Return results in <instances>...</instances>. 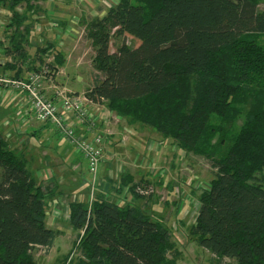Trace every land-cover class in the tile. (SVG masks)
Wrapping results in <instances>:
<instances>
[{
	"label": "trees",
	"instance_id": "1",
	"mask_svg": "<svg viewBox=\"0 0 264 264\" xmlns=\"http://www.w3.org/2000/svg\"><path fill=\"white\" fill-rule=\"evenodd\" d=\"M112 1L102 17L76 20L93 50L92 84L79 94L56 79L66 60L65 42L58 46L56 32L60 36L68 20H59L60 30L52 34L48 1H39L48 25L38 28L37 0H0V79L38 74L43 100L57 105L58 112V92L83 96L93 127L99 111L90 105L97 103L107 118L151 127L187 154L205 159L214 177L198 195L189 234L215 264H264V0ZM126 35L137 45L122 42L111 52V39ZM3 86L23 93L32 118L51 125L31 110L24 90ZM17 117L1 120L24 138L18 147L0 130V264H39L36 249L48 254L63 233L48 221L56 219L51 205L61 192L34 175L22 150L33 132L23 129L25 117ZM88 117L75 120L88 124ZM118 183L113 181L110 191L131 194L122 204L98 183L89 201L66 202L65 214L77 235L56 264H178L170 229L145 211L149 196L135 191L151 182L135 181L126 169Z\"/></svg>",
	"mask_w": 264,
	"mask_h": 264
},
{
	"label": "rangeland",
	"instance_id": "2",
	"mask_svg": "<svg viewBox=\"0 0 264 264\" xmlns=\"http://www.w3.org/2000/svg\"><path fill=\"white\" fill-rule=\"evenodd\" d=\"M47 1H49L50 7L52 6V9L56 11L51 18L55 21V24L58 19H60L59 15L57 14L59 13L57 12L58 8L69 11V14H72L70 15V19L76 22V20L79 18L81 20L83 16H102L104 15L102 11L105 9L107 11V9L115 3L112 0H40V3L45 4ZM37 8L38 10L35 13L36 16L34 17L38 19V22H34V24L38 28L46 26L48 24V21H46V18L40 14L41 6L38 4V6L34 7V9ZM45 35L46 37L51 38L50 31H47ZM34 39L39 40L41 38ZM46 41L48 40L45 38V42ZM122 42L127 43L130 46H135L139 41L130 35H126L124 37H113L109 45V50L111 52L116 51L117 46ZM64 45L66 46V48H69L70 46L66 44ZM71 45L72 53L70 60L77 61V65L79 67H71L70 69H68L65 66L66 74L64 75L63 80L65 81V84L68 87L78 91H84L92 84V75H90L89 77V74L92 70L91 59L93 50L91 49L90 42L83 38V27L82 33L78 40L77 47L74 46L75 42ZM57 81H59V79H57ZM3 114L7 116L8 119L14 118L9 121L17 120L15 119L16 113H14V109H10L6 113L0 111V116H3ZM52 121L53 122L50 123V126L56 127L55 125H58L57 121L54 119H52ZM71 121L75 122V117L72 118ZM90 124L91 123L89 122L87 124V127H89ZM124 127L125 126H123L122 128ZM129 127L131 128L133 127V125ZM3 128L5 127L0 124L1 131H3ZM73 128L74 131H76L79 135H83L84 138H88L86 133L78 131L75 126H73ZM133 129L134 130H132L131 128V131H133L134 133L130 135L133 138L130 139L128 144L129 148L134 149V152L137 155H132L133 158L128 159L124 158L125 156L123 155L115 154L113 156L118 161H120L121 157L126 159L124 162V170H126L127 167H131V165H129L130 161L132 162V165L136 163L134 167L135 174H137L136 166L139 167V165L143 162V159H146L144 168H142L141 171L137 174L138 176L141 175L145 177L148 172L147 175L150 179L148 181L151 182L149 183V186H151L154 191L152 194L146 195L149 196L150 204L144 207L145 211L149 214L154 215V219L161 218L162 220H164V223L170 229L172 233V238L176 242V246L179 251V258L177 260L178 264H215L211 259V253L205 248L198 245L194 237L191 236L188 232L189 227L194 223L196 217L195 214L200 204L198 201V195L201 190L209 186V181L214 177V170L210 168L208 162L205 159L198 156H194L192 154H187L186 152L181 150L176 144L171 143L169 139L164 138L162 134L156 132L153 128L143 127ZM125 130L127 131L128 129L125 128ZM44 135V138L46 136L53 135V129L50 128L49 134L46 135L45 132ZM9 136L10 134H8V137ZM23 138L24 137L18 136L17 138L12 137L10 138V141L12 139L14 140L16 146L22 147ZM95 138L96 135L88 141L91 142L93 145L98 146L99 143L96 142ZM69 139L59 137V140L62 141L64 145L70 146L75 151V153H77L78 155H84L77 147V145L75 143H72ZM28 140L30 144H24L25 148L22 150H25L24 155H28V160L30 162L31 168L34 170V175L36 176V178L39 179L40 171L36 173V170H40L41 165L44 166V159H42L41 162L39 159L40 155H37L35 158H30L29 155L32 154V152L30 151H32L33 145L36 148H39L40 146L38 144V141L35 142L32 138H29ZM41 146H43V143H41ZM103 151L104 150L102 147L101 155L108 158V155H104ZM124 151L125 150L123 148L120 150V152ZM127 151L131 152L130 150ZM43 154L53 155L52 152H46ZM49 164L51 165V163ZM58 169H62V167L58 166L56 168V172L59 174ZM105 171L106 169L104 170L103 168L102 170L98 171V174L93 184L92 176L87 171H83L82 174L84 182L80 179L77 185H72V182L74 183V180L72 177L69 176L68 173H65L63 181L59 178V182H54L57 185L55 189L61 192V194L57 195L56 199L53 200L54 202L51 205V213L55 215L56 219L53 220L52 216L48 219V221H50L49 225L61 229L63 233L56 238L55 243L48 254L44 253L43 249L41 248L36 249L35 256L37 257L39 264H56L57 257H61L71 250L72 242L77 235V231L73 230L68 222L67 214H65L66 210L53 212L55 206L59 205L61 208L64 205L67 206V201L74 200L71 199V196L74 195L77 188H80V192L75 193V195L77 196L83 193L84 201H89V199L98 192L97 183L100 181V179L104 181L102 176H104ZM78 173L77 177L79 176L80 178V175ZM111 179L113 181V178H109L110 182L107 181V184L110 187H112ZM168 183L171 184V189H169ZM107 188L108 190L103 191L108 192L109 198H116L117 194L113 193V191H110L109 187ZM69 190H72L71 194L69 193ZM67 195H70V197L68 198ZM124 198L130 200L131 194L125 196ZM226 262H230V260H225V262L221 264H225Z\"/></svg>",
	"mask_w": 264,
	"mask_h": 264
},
{
	"label": "crops",
	"instance_id": "3",
	"mask_svg": "<svg viewBox=\"0 0 264 264\" xmlns=\"http://www.w3.org/2000/svg\"><path fill=\"white\" fill-rule=\"evenodd\" d=\"M39 1L40 0H37L38 4H39ZM48 4H50L49 1H48ZM36 6H38V5H36ZM49 10H51L50 12H52L51 16L54 15L56 12L55 10L52 9V6L49 8ZM57 12H59L57 14L59 15L60 19H58L56 24H55V21L53 22L54 25H53V28L51 30L52 34H54L55 31L60 30L59 29V23H60L59 20H61V19L68 20V21H66L65 28L63 29L61 27L62 29L60 30L61 31L60 36H58V32H56L57 39H59L58 40L59 41L58 46H61V44H63V42H65L64 44H66V45H70L69 48L63 47V49H62L66 53V60H65V64L59 68V73L56 76V79H59V81H57L58 84L61 87H66V86H63V85H65V81L63 80L64 75L66 74L65 66L68 69H70L71 67H77V68L79 67L77 65V61L70 60V57H71V53H72V49H71L72 45L71 44H73L75 42L74 46L77 47L79 37L82 33V27L80 26L79 23L70 19V15H72V14H69V11L58 8ZM102 13L105 15L106 9L103 10ZM102 16L99 15V17H102ZM47 25H46V27H47ZM35 43H37V41ZM35 43H34V45L38 44V43L37 44H35ZM43 45H44V42H43L42 46ZM67 89H69L72 92L79 93V94H81L85 91V90L84 91L83 90L78 91V90H75L72 88H67ZM0 94L2 95V98L0 100V106H3V107H0V111L6 113L10 109L11 110L14 109V113H16L15 119H17V120H19V118L17 117V114L20 113L27 120V122H26L27 126L23 127V129H26L27 132L32 131L33 136L31 138L34 139L35 142L38 141V144L40 147L36 148L33 145L34 151L32 149V151H30V152H32V154L29 156H30V158L31 157L35 158L37 155H40L39 159L41 162H42V159H44V161H43L44 166L41 165V169L36 170V173L38 171H40L39 176L44 179V183H48V182L54 183L55 181L59 182L58 181L59 178L63 181L65 173H68L69 176L73 178L74 183L72 182V185H77L79 183L80 179L84 182V179L82 177L83 171H86L84 159L81 158L80 155L75 153V151L70 146L64 145L63 142L59 140V136L56 134L55 130L53 129V126H49V125L43 126L44 124H42L41 122L34 120L32 118V116L26 110L25 95L23 93H18L16 91L13 92L10 90H5L3 88L0 89ZM92 105L94 106V109L99 111V116H98V118H95L96 124L93 128L87 127L88 125L86 123L77 122L76 120H75L76 122H73V123H74V126L77 128L78 131H80L82 133H86V135L88 136V139H91L95 135H98V134H100L102 136V139H103L102 147H103V150L105 151V152L103 151V153H104V155H108V158L103 156V160L101 162L99 171L102 170V168H103L104 170L106 169L107 173L105 171L104 176H102L104 181L102 179H100L99 182L103 183L102 184L103 190H108L107 181H109V178H113L112 174L114 172V163L116 160L113 155H115V154L116 155H123V156H125L124 158H126V159L133 158L132 155H137V154H135L134 149L129 148V144H128L130 139L133 138L130 135L132 133H134L133 131H131V128H132V130H134L133 128L136 129V126L133 125V127L130 128L129 126H132V125L128 124L126 122V120L123 118H119V117L107 118L108 114H106L104 112L103 106L101 104L96 103V104H91L90 106H92ZM11 117H13V116H11ZM94 117H96V114L94 115ZM0 118H1L0 124H1L2 119H8V117L5 116L4 114H3V116H0ZM12 119H14V118H12ZM12 119H8V120H12ZM122 124H123V126H125L124 128H122L123 127ZM6 126H7V128H4V129L7 132V135L10 134L11 135L10 138H12V137L17 138V136H16L17 134H15V133L13 134V132H12L13 130L11 127V122H10V125H6ZM50 128L53 129V135L46 136L44 138V136H45L44 133L46 132V135H48ZM125 128L128 130L126 131ZM8 130L10 133L8 132ZM33 130H35V131H33ZM11 143H14V140L11 139ZM41 143H43V146H41ZM122 148L125 150L124 152H120V150ZM127 150H130L131 152H129ZM46 152H52L53 155L43 154ZM26 156L28 158V155H26ZM124 158L121 157L120 161L125 162L126 159H124ZM144 161H146V159H143V162ZM43 163H41V164H43ZM49 163H51V165ZM71 164H73L75 166L74 169H71ZM135 164L136 163H134L132 165V162L130 161L129 165H131V167H127V170L129 172H131L134 179L138 180V179H141L143 176L137 175L141 171V169L137 166H136L137 174H135V172H134ZM52 165H54V166H52ZM58 166L62 167V172L61 173L59 172V174L56 172V168ZM103 166H105V167H103ZM109 172H110V175H109ZM77 173L80 175V178H79V176L77 177ZM147 174H148V172H147ZM147 174H146L145 178L150 180L149 176ZM113 181H114V179H113ZM113 181L111 179L112 184H113ZM77 190H79V191H77ZM78 192H80V188H77L75 193H78ZM69 193L71 194L72 190H69ZM75 193H74V195H75ZM75 197H77L75 199L84 201L83 193H81L77 196L75 195Z\"/></svg>",
	"mask_w": 264,
	"mask_h": 264
},
{
	"label": "built area",
	"instance_id": "4",
	"mask_svg": "<svg viewBox=\"0 0 264 264\" xmlns=\"http://www.w3.org/2000/svg\"><path fill=\"white\" fill-rule=\"evenodd\" d=\"M7 83V85L3 84ZM0 85H4L3 87H7L8 85L13 87L14 89L18 90H24L27 95L28 99L27 102L29 103V106L31 110L33 109L34 112L41 115L42 117H46L49 120L52 121V119L56 120L58 125L56 126V129H58V136L62 137L64 139H69L72 143H75L77 147L80 149V151L84 155H80L81 158L85 161L86 171L92 176V184L94 180L96 179V176L98 174V171L100 169L101 162L103 160V155H101V149H102V136L96 135V142L99 143L97 145H93L91 142H89L88 138H84L83 135H79L76 131H74L73 125H68V121L70 122L72 118L81 119L82 117H85L86 114L89 116L88 122H90L89 127H93L94 123L92 122V116L87 113V109L84 106V102H86L85 97L83 96H73L69 97L67 96L63 91L58 92V94L62 97L61 100V107L62 109L60 112H58L57 105L53 103H46L43 99L41 90L43 89V81H41V77L38 74H29L27 78L20 79L18 81L15 80H6L3 81L0 79ZM73 112L71 115L70 113ZM146 161L142 162L139 165V168L142 169L145 166ZM148 165V164H147ZM75 166L71 165V168L73 169ZM123 167V169H122ZM124 171V162L115 160L114 163V172H113V179L116 180L115 186H118L119 181V174H121ZM59 172H62V169H58ZM121 172V173H120ZM139 180V179H138ZM135 179V181H138ZM102 188V182H98ZM109 187V186H108ZM135 191L138 194L141 195H150L152 194L153 188L151 186H145V185H138L135 187ZM115 193V190L113 191ZM125 193L118 194L116 196V199L114 197H111L110 199L115 201L117 204H120V201L122 202L123 198L125 197ZM71 199H75V196L72 195ZM150 204V201L148 200L145 202V206ZM60 210H66V206L64 205L62 208L57 205L55 208V211ZM196 215V214H195ZM195 221V220H194Z\"/></svg>",
	"mask_w": 264,
	"mask_h": 264
}]
</instances>
